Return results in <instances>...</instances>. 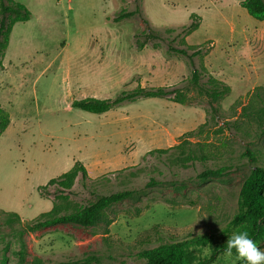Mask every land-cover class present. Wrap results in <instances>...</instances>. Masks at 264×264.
Here are the masks:
<instances>
[{
  "label": "rangeland",
  "instance_id": "obj_1",
  "mask_svg": "<svg viewBox=\"0 0 264 264\" xmlns=\"http://www.w3.org/2000/svg\"><path fill=\"white\" fill-rule=\"evenodd\" d=\"M16 1L30 18L14 24L0 67V106L10 113L0 135V264H70L91 255L98 262L90 264H144L137 256L144 249L223 228L237 211L251 165L240 154L250 149L264 168V120H257L264 119L257 113L264 105V21L250 16L241 0ZM123 10L132 14L113 22ZM191 13L199 26L184 41L208 48L194 66L230 86L213 104L216 111L187 82L188 56L167 49L185 47L175 35ZM148 28L157 38L140 48L137 40ZM136 86L180 88L188 100L140 98L101 114L70 106ZM202 123L200 136L184 139L210 143L206 163L182 167L173 159L178 149L150 152L175 146ZM75 161L88 178L78 173L65 200L53 196L54 186L46 197L39 194V186ZM221 166L223 176L198 179L203 169ZM125 189L136 197L109 206L94 225L66 222L23 233V222L54 203L66 205L63 213ZM8 211L22 222L6 224ZM210 255L209 247L196 253ZM208 264L246 262L220 253Z\"/></svg>",
  "mask_w": 264,
  "mask_h": 264
},
{
  "label": "trees",
  "instance_id": "obj_2",
  "mask_svg": "<svg viewBox=\"0 0 264 264\" xmlns=\"http://www.w3.org/2000/svg\"><path fill=\"white\" fill-rule=\"evenodd\" d=\"M240 6L245 8L247 13L254 19L264 21V0H241ZM132 12L124 10L112 18L113 22H120L124 18L130 16ZM197 15L191 13L190 21L180 26V31L176 33L175 38L180 37L181 42L185 43V47H173L168 45V52H175L188 56L191 62V73L187 79L190 85H193L207 99L213 111H216L214 103L221 100L230 92L229 84L217 79L208 73L205 67H195L193 58L207 54L208 48L204 44L188 45L184 37L195 31L199 23ZM30 18V11L24 4L16 0H0V67L1 60L4 56L9 36L16 22H24ZM176 27L167 28L168 31H175ZM150 28L144 31L145 39L138 41V45L143 47L152 38H157ZM140 98H170L173 102L185 104L188 100L186 92L180 88L169 89L164 86L141 87L136 86L130 90L119 92L112 98H96L84 97L75 99L70 106L75 109H80L93 114H101L118 107L125 102H134ZM247 105H243L242 109ZM264 117V105L257 112ZM255 116L257 114H254ZM261 123L264 119H257ZM228 122V121H226ZM10 123L9 111L0 106V135L6 130ZM227 124V123H224ZM205 123L200 124L196 129L191 130L182 135L181 141L167 149H155L151 153L162 154L170 149H178L179 152L173 157L174 162L180 166L195 165L196 163L204 164L209 159H212V153L208 150L209 142L202 141L197 138V141L191 143L184 139L186 137L200 136L203 132ZM228 128V126H227ZM264 131V129H263ZM185 142L191 144L190 147H185ZM241 157L247 158L250 161V169L248 174L243 179L238 195H237V211L227 221L225 226L218 232L204 233L198 236H193L181 240H171L158 244L140 251L137 256L144 264H208L220 253H225L227 249V240L238 231H246L251 239L254 240L258 247H264V168L256 162V155L248 148L241 154ZM80 173L81 178L87 179L88 175L84 165L80 161H75L70 169L60 174L57 177L51 178L43 186L38 187L39 194L46 197L49 195L48 186H54L53 196L65 200L67 194L64 192L69 190L73 185L74 179ZM226 173V166L219 168H205L197 174L201 181L210 178H219ZM153 179L150 180L151 184ZM136 190L125 189L109 194L99 195L94 201L75 207L71 211L61 213L64 206L63 203H54L50 210L41 213L38 217L32 220H26L22 223L24 232H35L59 223H75L83 225H94L99 222L104 210L109 206L118 203L124 199L136 197ZM5 214L6 224L22 222L19 215L15 212H3ZM205 247L211 248V255L202 259L196 257V253H200ZM232 253H236L235 249ZM98 262L94 255L70 261V264H90Z\"/></svg>",
  "mask_w": 264,
  "mask_h": 264
},
{
  "label": "clouds",
  "instance_id": "obj_3",
  "mask_svg": "<svg viewBox=\"0 0 264 264\" xmlns=\"http://www.w3.org/2000/svg\"><path fill=\"white\" fill-rule=\"evenodd\" d=\"M233 249L246 264H264V251L257 247L246 231L234 232L228 238L225 254L231 255Z\"/></svg>",
  "mask_w": 264,
  "mask_h": 264
}]
</instances>
